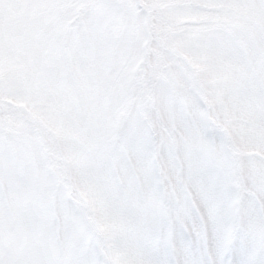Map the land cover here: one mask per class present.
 Masks as SVG:
<instances>
[{
    "label": "snow or ice",
    "instance_id": "snow-or-ice-1",
    "mask_svg": "<svg viewBox=\"0 0 264 264\" xmlns=\"http://www.w3.org/2000/svg\"><path fill=\"white\" fill-rule=\"evenodd\" d=\"M0 264H264V0H0Z\"/></svg>",
    "mask_w": 264,
    "mask_h": 264
}]
</instances>
